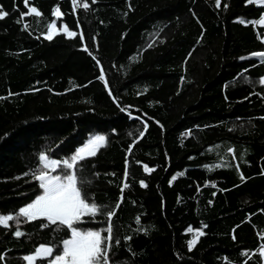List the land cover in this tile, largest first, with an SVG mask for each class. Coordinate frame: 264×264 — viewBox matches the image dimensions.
Wrapping results in <instances>:
<instances>
[{"label": "trees", "instance_id": "trees-1", "mask_svg": "<svg viewBox=\"0 0 264 264\" xmlns=\"http://www.w3.org/2000/svg\"><path fill=\"white\" fill-rule=\"evenodd\" d=\"M87 2L30 0L42 15L21 18L24 0H0V214L16 217L0 226V264L62 248L69 229L17 213L41 192L40 156L62 160L97 133L106 146L80 171L103 213L116 212L110 264H261L264 59L252 54L264 50V6ZM53 21L76 36L45 39ZM83 220L80 230L107 227L104 214ZM189 226L205 233L191 251Z\"/></svg>", "mask_w": 264, "mask_h": 264}, {"label": "snow or ice", "instance_id": "snow-or-ice-1", "mask_svg": "<svg viewBox=\"0 0 264 264\" xmlns=\"http://www.w3.org/2000/svg\"><path fill=\"white\" fill-rule=\"evenodd\" d=\"M251 2V0H249ZM25 6L29 7L30 0H24ZM95 3V0H92ZM221 0H216V6L219 7ZM73 10L77 7H82L85 10L89 9L90 5L87 0H72ZM227 7V5H225ZM41 16L42 13L35 7H29L27 13H21V18L27 15ZM9 13L2 9L0 6V20L7 17ZM53 15L60 18L63 14L59 8H55ZM20 22L19 20L17 21ZM243 22V21H241ZM256 24L264 26V18H261ZM28 27L27 24L24 25ZM62 31L67 34L69 38L75 37L76 33L69 31L67 26H64ZM58 34L56 29V22L53 21L49 24L48 33L45 39L51 40L54 35ZM81 39L83 34L81 33ZM87 51V47H85ZM253 56L264 59V52L254 53ZM241 59H245L242 57ZM100 79L103 80V69H101ZM260 83L264 84V80ZM147 128V125H145ZM143 135V133H141ZM106 146V137L103 135L94 136L88 143L77 150L71 156L70 161L64 160L62 162L51 160L45 155L40 156L44 169L33 174V178L38 182L39 188L42 190L41 194L29 203L27 206L19 209L17 216L23 217L26 222H33L37 220L45 221L40 226L48 228L55 226L54 231H61L64 227L70 230V239L62 241V248L57 249L53 245H39L34 254L25 255L23 260L26 264H36L37 261H44L45 264H110L109 252L112 247L113 241V217L116 215L115 211H108L103 213L102 206L97 205L87 193L86 186L88 181L84 178L80 169L83 167V162L87 157H93L97 154L100 148ZM86 154V155H85ZM79 165V167H77ZM145 171L152 172L155 169L148 168L146 165ZM58 168L63 174L52 175ZM25 175H28L27 173ZM182 175V173H181ZM127 178V170L125 171V180ZM243 179V176L241 177ZM176 177H173L175 180ZM142 187L147 185L141 181ZM125 182L121 187L120 202L115 205V208L120 207L123 200L124 189L128 188ZM104 214L107 216V227L101 230H80L76 225L83 223L84 217L95 218L97 215ZM16 220L13 215H0V226L5 228L9 227V222ZM19 223V220L16 221ZM139 222V218H137ZM204 227H207L204 225ZM188 232L193 229L189 227ZM106 233V235L104 234ZM14 235L19 238L25 235L24 232L17 229ZM205 235L202 230H197L193 239L188 241V248L191 251L201 236ZM130 239V237H129ZM235 239V236L233 237ZM264 239V237H262ZM115 243L118 245L119 240L116 239ZM261 256V264H264V244L259 245L257 253ZM244 255H248L247 252ZM3 257L0 256V259ZM51 258V259H49ZM251 258V257H249ZM245 264L247 262L245 261Z\"/></svg>", "mask_w": 264, "mask_h": 264}, {"label": "rangeland", "instance_id": "rangeland-1", "mask_svg": "<svg viewBox=\"0 0 264 264\" xmlns=\"http://www.w3.org/2000/svg\"><path fill=\"white\" fill-rule=\"evenodd\" d=\"M252 2H254L255 4H258V5H263L264 6V0H251ZM261 18H264V13H263V15L257 20V21H259ZM256 21V22H257ZM258 25V24H257ZM260 26V25H259ZM264 27V26H263ZM56 29H57V32H59V31H62V29H63V27H57L56 26ZM262 40H263V42H264V32H263V35H262ZM260 52H264V50L263 51H260ZM260 52H256V53H260ZM261 80H264V76H262L261 77ZM97 135H103V136H105L106 137V135L104 134V133H97V134H93V135H91V136H89L88 138H87V140L82 144V145H80L79 147H77V149L69 156V157H66V158H64V159H62V160H60V159H54V158H50L49 156H47L46 154H42V155H45V156H47L48 157V159H49V161H51V160H56V161H59V162H61V165H62V162L64 161V160H69L70 161V158H71V156L72 155H74L76 152H77V150L79 149V148H81V147H84L87 143H88V141L90 140V139H92L94 136H97ZM86 155V154H85ZM42 163H44V162H42ZM44 167V166H43ZM43 170H45L44 168H43ZM48 171H50L51 172V169L49 168V169H47ZM51 174L52 175H57V174H63L61 171H60V169L58 168L55 172H51ZM41 192H42V190H41ZM41 192L38 194V195H40L41 194ZM37 195V196H38ZM36 198V197H35ZM34 198V199H35ZM33 199V200H34ZM32 200V201H33ZM31 201V202H32ZM30 202V203H31ZM29 204V203H28ZM28 204H26L25 206H27ZM25 206H23V207H25ZM0 215H8V214H0ZM190 227V226H189ZM189 227H187V230L189 229ZM192 228V227H191ZM193 229V231H192V236H191V238H190V240H192L193 239V236H194V234H195V232L197 231V230H202V228L201 227H198V228H192ZM85 230H97V229H85ZM71 238V236H69L67 239H70ZM189 240V241H190ZM38 247V246H37ZM29 254H34V252H32V253H29ZM29 254H26V255H29ZM25 256V255H24ZM49 259H51V258H49ZM25 264H26V262H25Z\"/></svg>", "mask_w": 264, "mask_h": 264}]
</instances>
